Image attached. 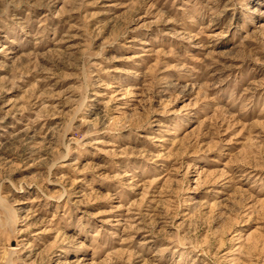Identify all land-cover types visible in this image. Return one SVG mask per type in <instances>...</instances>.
<instances>
[{
	"label": "rangeland",
	"instance_id": "374dc122",
	"mask_svg": "<svg viewBox=\"0 0 264 264\" xmlns=\"http://www.w3.org/2000/svg\"><path fill=\"white\" fill-rule=\"evenodd\" d=\"M0 264H264V0H0Z\"/></svg>",
	"mask_w": 264,
	"mask_h": 264
}]
</instances>
